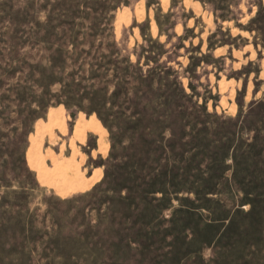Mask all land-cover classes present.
I'll list each match as a JSON object with an SVG mask.
<instances>
[{
    "label": "rangeland",
    "instance_id": "rangeland-1",
    "mask_svg": "<svg viewBox=\"0 0 264 264\" xmlns=\"http://www.w3.org/2000/svg\"><path fill=\"white\" fill-rule=\"evenodd\" d=\"M0 264H264V0H0Z\"/></svg>",
    "mask_w": 264,
    "mask_h": 264
},
{
    "label": "bare ground",
    "instance_id": "bare-ground-1",
    "mask_svg": "<svg viewBox=\"0 0 264 264\" xmlns=\"http://www.w3.org/2000/svg\"><path fill=\"white\" fill-rule=\"evenodd\" d=\"M50 119L52 121V125L50 127H52L53 129L65 130L64 123L62 121H59L53 115L50 116ZM78 132L81 133V135L84 134V131H82L81 129H76L75 135H77Z\"/></svg>",
    "mask_w": 264,
    "mask_h": 264
},
{
    "label": "trees",
    "instance_id": "trees-1",
    "mask_svg": "<svg viewBox=\"0 0 264 264\" xmlns=\"http://www.w3.org/2000/svg\"><path fill=\"white\" fill-rule=\"evenodd\" d=\"M176 82H178L177 80H176ZM185 99V98H184ZM193 108V107H192ZM174 190H176L175 188H174ZM178 191V190H177ZM191 191H193V190H189V189H186L185 188V190H182V191H180V193H183V192H191ZM206 191H208V193H206V194H209L210 193V191H212V190H210L209 188H206ZM175 193H179V192H175ZM196 194H198L197 192H196Z\"/></svg>",
    "mask_w": 264,
    "mask_h": 264
}]
</instances>
